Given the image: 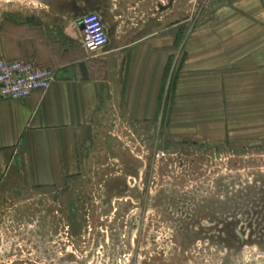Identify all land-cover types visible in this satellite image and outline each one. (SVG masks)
Returning <instances> with one entry per match:
<instances>
[{
  "label": "crops",
  "instance_id": "crops-1",
  "mask_svg": "<svg viewBox=\"0 0 264 264\" xmlns=\"http://www.w3.org/2000/svg\"><path fill=\"white\" fill-rule=\"evenodd\" d=\"M152 5L58 0V15L0 18V59L55 72L45 91L0 99V222L10 202L24 210L31 200L58 201V186L78 173V140L101 118L155 132L183 153L222 146L226 135L234 147L264 145V0H229L183 36ZM88 12L108 26L99 53L81 46Z\"/></svg>",
  "mask_w": 264,
  "mask_h": 264
},
{
  "label": "rangeland",
  "instance_id": "rangeland-1",
  "mask_svg": "<svg viewBox=\"0 0 264 264\" xmlns=\"http://www.w3.org/2000/svg\"><path fill=\"white\" fill-rule=\"evenodd\" d=\"M228 1L152 6L183 36ZM12 12L58 15V0H0V18ZM170 92L160 101L162 123ZM159 137L140 135L117 117L99 119L78 140V173L58 186L56 203L31 200L24 210L7 204L0 264H22L33 223L47 226L48 264H264V145L234 147L226 135L222 146L183 153ZM231 219L240 229L216 225Z\"/></svg>",
  "mask_w": 264,
  "mask_h": 264
},
{
  "label": "built area",
  "instance_id": "built-area-1",
  "mask_svg": "<svg viewBox=\"0 0 264 264\" xmlns=\"http://www.w3.org/2000/svg\"><path fill=\"white\" fill-rule=\"evenodd\" d=\"M79 23L82 49L86 53L101 52L109 42L108 26L103 22L101 13H84ZM54 78L53 69L39 67L27 60L0 59V99H26L35 91L48 89Z\"/></svg>",
  "mask_w": 264,
  "mask_h": 264
},
{
  "label": "flooded vegetation",
  "instance_id": "flooded-vegetation-1",
  "mask_svg": "<svg viewBox=\"0 0 264 264\" xmlns=\"http://www.w3.org/2000/svg\"><path fill=\"white\" fill-rule=\"evenodd\" d=\"M233 222L225 224H219L222 228H238L236 219H231ZM235 221V222H234ZM36 223L33 224H27V232L25 234L26 240H25V247L26 249V255L24 257V260L22 261V264H48V262H53L52 259V253L46 252V246L48 244V241L50 237L48 238L46 235V229L44 225H40L39 227H36ZM250 226V223L248 224ZM240 229V227L238 228ZM52 244H57L55 241ZM57 249V247H56ZM56 254V253H55Z\"/></svg>",
  "mask_w": 264,
  "mask_h": 264
},
{
  "label": "trees",
  "instance_id": "trees-1",
  "mask_svg": "<svg viewBox=\"0 0 264 264\" xmlns=\"http://www.w3.org/2000/svg\"><path fill=\"white\" fill-rule=\"evenodd\" d=\"M167 72H166V75H167V73H168V69L166 70ZM171 88H172V81L170 82V84H169V86H168V92L171 90Z\"/></svg>",
  "mask_w": 264,
  "mask_h": 264
}]
</instances>
